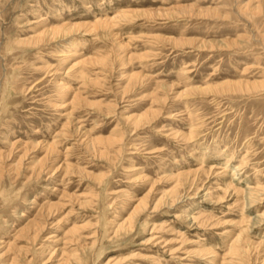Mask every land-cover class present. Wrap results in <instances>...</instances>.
Listing matches in <instances>:
<instances>
[{"label":"rangeland","instance_id":"374dc122","mask_svg":"<svg viewBox=\"0 0 264 264\" xmlns=\"http://www.w3.org/2000/svg\"><path fill=\"white\" fill-rule=\"evenodd\" d=\"M0 264H264V0H0Z\"/></svg>","mask_w":264,"mask_h":264}]
</instances>
